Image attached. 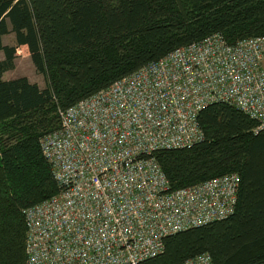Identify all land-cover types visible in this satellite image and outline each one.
Returning a JSON list of instances; mask_svg holds the SVG:
<instances>
[{
	"label": "trees",
	"instance_id": "1",
	"mask_svg": "<svg viewBox=\"0 0 264 264\" xmlns=\"http://www.w3.org/2000/svg\"><path fill=\"white\" fill-rule=\"evenodd\" d=\"M219 33L227 43L264 36V0H0V264H25L24 208L59 188L40 139L67 109L176 48ZM13 34L14 46L2 44ZM26 48L39 88L3 80ZM204 139L153 157L170 190L235 173V210L224 220L165 239L139 264H182L207 253L212 264H264V130L237 108L213 103L198 114Z\"/></svg>",
	"mask_w": 264,
	"mask_h": 264
},
{
	"label": "built area",
	"instance_id": "2",
	"mask_svg": "<svg viewBox=\"0 0 264 264\" xmlns=\"http://www.w3.org/2000/svg\"><path fill=\"white\" fill-rule=\"evenodd\" d=\"M219 102L264 130V36L209 35L58 108L59 129L39 144L59 191L22 210L25 264H139L167 237L232 215L237 174L170 190L153 157L201 142L198 114Z\"/></svg>",
	"mask_w": 264,
	"mask_h": 264
},
{
	"label": "rangeland",
	"instance_id": "3",
	"mask_svg": "<svg viewBox=\"0 0 264 264\" xmlns=\"http://www.w3.org/2000/svg\"><path fill=\"white\" fill-rule=\"evenodd\" d=\"M4 43L12 45L14 44V35L9 34L4 38ZM18 57L15 60V67L13 70L9 71L6 77H22L26 76L30 81L36 82L39 87L42 89L45 86L44 77L35 71L32 63L30 62L26 48H19L16 52Z\"/></svg>",
	"mask_w": 264,
	"mask_h": 264
},
{
	"label": "crops",
	"instance_id": "4",
	"mask_svg": "<svg viewBox=\"0 0 264 264\" xmlns=\"http://www.w3.org/2000/svg\"><path fill=\"white\" fill-rule=\"evenodd\" d=\"M6 36H8V35H6ZM6 36H3V37H2V44H3V45H7V46H14V44H15V39H14V44H12V45L5 44V43H4V38H5ZM17 51H18V50H17ZM18 56H19V55L16 54V57H18ZM27 57L29 58L30 62L32 63V61H31V59H30V56L28 55ZM3 59H4V55H3V53L0 51V61H2ZM15 60H16V58L14 59V62H13V63H14V67H15ZM32 65H33V64H32ZM14 67H13V69H14ZM33 67H34V66H33ZM13 69H11V70H13ZM11 70H9V71H11ZM9 71H6L5 73H3V75H2V79H3V80H6V81H7V80H11V79L18 78V77H11V76H10V77H9V76L6 77L5 75H7V73H8ZM22 77H26V76H22ZM26 78H27V77H26ZM27 79H28V78H27ZM28 80L30 81V79H28ZM30 82L36 84V82H34V81H30ZM37 85H38V84H37ZM38 86H39V85H38ZM44 87H45V86H44ZM39 88H40V87H39Z\"/></svg>",
	"mask_w": 264,
	"mask_h": 264
}]
</instances>
